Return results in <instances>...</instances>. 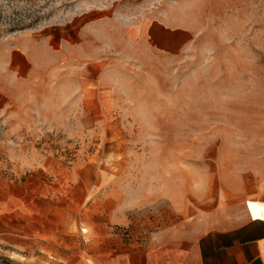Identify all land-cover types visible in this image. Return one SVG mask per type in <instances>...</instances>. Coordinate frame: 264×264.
<instances>
[{
	"label": "rangeland",
	"instance_id": "374dc122",
	"mask_svg": "<svg viewBox=\"0 0 264 264\" xmlns=\"http://www.w3.org/2000/svg\"><path fill=\"white\" fill-rule=\"evenodd\" d=\"M189 25L169 56L136 29ZM50 37L13 72L5 48ZM43 56V53H41ZM264 205V0H0V264H142Z\"/></svg>",
	"mask_w": 264,
	"mask_h": 264
},
{
	"label": "crops",
	"instance_id": "0c3cea01",
	"mask_svg": "<svg viewBox=\"0 0 264 264\" xmlns=\"http://www.w3.org/2000/svg\"><path fill=\"white\" fill-rule=\"evenodd\" d=\"M136 32L144 42L169 56L190 47L196 37L189 25L171 18H150ZM47 55L52 57L50 37L37 39L22 34L5 48L3 63L15 72L35 68L41 62L45 65ZM250 209L252 217L240 225L201 232L188 242L174 236L152 244L142 264H264V205L252 202ZM115 264L128 263L122 255Z\"/></svg>",
	"mask_w": 264,
	"mask_h": 264
}]
</instances>
